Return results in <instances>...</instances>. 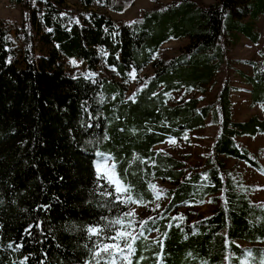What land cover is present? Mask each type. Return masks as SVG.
<instances>
[{
	"label": "trees",
	"instance_id": "trees-1",
	"mask_svg": "<svg viewBox=\"0 0 264 264\" xmlns=\"http://www.w3.org/2000/svg\"><path fill=\"white\" fill-rule=\"evenodd\" d=\"M133 1L9 0L21 19L0 26V264H88L95 237L87 228L118 217L136 232L144 220L157 229L136 242L133 264L141 256L140 264H258L264 255V203L249 199L224 162L264 176L238 141L264 137V46L246 62L250 73L237 71L261 115L233 120L236 88L227 80L214 103L201 105L231 35L259 43L253 22L264 17V0H150L140 18L111 17ZM179 40L187 43L177 55L162 54ZM71 60L89 78L69 73ZM208 120L217 135L202 165L156 149L186 141ZM99 154L138 203L101 195ZM208 202L210 215L187 216ZM134 207L145 213L125 216Z\"/></svg>",
	"mask_w": 264,
	"mask_h": 264
},
{
	"label": "rangeland",
	"instance_id": "rangeland-1",
	"mask_svg": "<svg viewBox=\"0 0 264 264\" xmlns=\"http://www.w3.org/2000/svg\"><path fill=\"white\" fill-rule=\"evenodd\" d=\"M172 0H160V2L167 4ZM202 3L211 4L215 0H200ZM154 3L150 0H134L132 6L121 15L112 14L111 17L118 21H131L140 18L143 12L150 10ZM21 19V9L19 6H14L9 3V0H0V26L4 29H9L12 25H18ZM253 25L260 33V40L258 44H253L241 35H231L230 41H226L225 50L227 62H225L217 76L216 86L204 96L201 105L209 103L212 104L216 100L223 83L227 80L233 87L236 88L231 95L232 100V118L234 121L242 122L252 115H261L260 107H251L249 102L248 87L244 85L239 77L237 71L242 73H250V67L246 65L247 61L258 60V51L264 46V17L261 16L253 22ZM187 43L186 40L171 41L163 46L162 54L169 57L175 56L180 49ZM18 47V45L16 44ZM75 61V64L72 62ZM17 64L10 62V65ZM65 69L72 75L81 74L86 75L85 66L76 60L67 61ZM151 67L146 68L143 75H151ZM135 79V78H134ZM134 85L130 86V90ZM217 135V127L209 120L205 129L188 134V138L183 142H169L156 149L160 152H168L177 158L187 159V163L192 166L202 165L209 158H212L211 147ZM238 141L245 147L248 152L258 160L264 167V137L258 135L254 138L243 137ZM105 156V155H104ZM101 159H96L94 162L95 170L96 164ZM227 169L231 175L239 180L242 187L248 188V197L253 202L264 203V176L257 171L247 167L242 162H237L232 159L224 160ZM109 161V166L111 165ZM163 185V183H158ZM161 204H165V200H161ZM215 210V204L206 203L201 207L190 209L188 217L201 216L206 217ZM132 213H145L136 207L131 208Z\"/></svg>",
	"mask_w": 264,
	"mask_h": 264
},
{
	"label": "snow or ice",
	"instance_id": "snow-or-ice-1",
	"mask_svg": "<svg viewBox=\"0 0 264 264\" xmlns=\"http://www.w3.org/2000/svg\"><path fill=\"white\" fill-rule=\"evenodd\" d=\"M75 64V61L72 62ZM94 75V74H91ZM134 79V74H130ZM89 78V76H85ZM142 90V89H141ZM155 95V94H154ZM135 93L133 97L134 101ZM101 161L96 164L97 180H103L105 183L100 185L104 191L101 195L111 199L114 204H136L138 201L133 198L131 194V186L124 185L122 180L116 175V166L112 163L109 166L111 157H105L103 154ZM154 188V185H150ZM134 213H125V216H133ZM107 219V218H102ZM154 219V218H150ZM149 220L141 221L139 224V231L136 232L134 223L129 222L125 224L122 217L113 220H108L104 225L90 226L87 228L88 237L91 240L95 237L93 247L91 249L92 259L88 264H133V257L136 255L137 249L135 244L140 239H147L145 232H151L157 229L149 228ZM128 228H133V232L127 231ZM251 257V250L248 252ZM144 259L143 256L139 258L136 264ZM21 264H24L22 261ZM207 264V262H204ZM240 264H248V261L241 260ZM258 264H264V255L258 261Z\"/></svg>",
	"mask_w": 264,
	"mask_h": 264
}]
</instances>
